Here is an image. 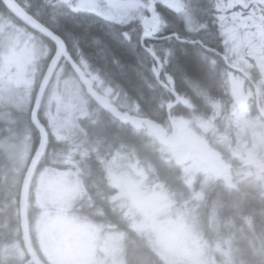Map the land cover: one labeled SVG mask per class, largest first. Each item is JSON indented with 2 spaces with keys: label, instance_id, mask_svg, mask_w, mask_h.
Masks as SVG:
<instances>
[{
  "label": "rangeland",
  "instance_id": "1",
  "mask_svg": "<svg viewBox=\"0 0 264 264\" xmlns=\"http://www.w3.org/2000/svg\"><path fill=\"white\" fill-rule=\"evenodd\" d=\"M222 1L226 13L220 19L225 22L227 52L237 57L236 60L240 58L248 73L253 76L256 71L261 73L256 75L264 103V9L261 8L264 0ZM192 2L198 4L200 0H192ZM192 5L190 3L189 7ZM185 18L188 22H194L196 19L192 14H186ZM25 52V49L21 52L16 51L13 45L5 43V57L0 56V102L11 105L9 107L16 112L29 110L33 90L38 80L33 72L26 74L19 72L27 61ZM10 66H16L18 70L14 72V76H10V80H6L2 75L10 74ZM69 84H72L71 80ZM250 90L249 93H251ZM248 97L249 94L246 92L237 93L234 106L232 104L228 108L234 115L230 120L235 125L236 143L235 146H231L227 155L236 171V175L230 178L233 180L237 177L239 181L247 180L250 185L251 182L255 183L264 178V128L248 119V107L244 103L248 101ZM46 99V111L53 104L49 123L60 148H63L64 143H68L84 149L80 155L83 158L86 157V168L97 169L93 165H98V154L101 153L106 157L103 165L118 167V169L114 168L118 171V175L120 174L114 178L116 183L121 182L117 186L122 188L121 192L128 193L138 214L139 226L152 232L153 242L166 258V262L201 264L204 259L203 264H216V260L206 254L207 239L197 233L198 218H200L197 200L195 203L182 201V204L174 209L173 200L167 196V193L159 192L156 186L150 188L146 180L145 168L137 163L139 159L135 155L137 151L133 148L127 151V142L121 139L113 122H104L86 115L80 103L86 98L81 91L72 94L48 90ZM80 108L82 113L77 116L76 111ZM4 120L7 122L5 128L7 131L8 126L14 125L15 119L8 118L6 114ZM174 122L181 141L185 144V139L189 138L188 134L184 139L177 119ZM197 123L202 131L207 130V122L199 120ZM181 125L184 123L182 122ZM245 134H250L254 139L252 147L246 146ZM191 137L194 136L190 134ZM29 141V135L25 133L21 136L14 133L10 137H3L0 141L5 154L4 160H6L0 174V200L4 202L0 215L3 213L5 216L3 227H7L10 219L15 218L13 211L15 210V194L19 183V173L25 167L31 153ZM89 151L95 154V157L91 158ZM49 166H45L36 173L33 182L35 186L31 195L33 198L31 203L37 209V217L33 219L31 229L36 238L37 249L46 263L126 264L125 241L129 238L126 232L123 237L108 231L104 233L103 225L98 223V219L92 221L91 219L95 218L82 216L85 215V209L94 212L97 217L98 211H101L98 204L91 205L88 198L85 202L82 201L89 194V188H83V190L75 188L64 170H56ZM200 168V165L194 164L188 169L197 171ZM191 175L190 173V177ZM130 180H134L133 187ZM187 184H193L191 178L187 180ZM262 184L264 186V182ZM78 189L79 197L76 192ZM199 197L200 194L196 196V198ZM71 209H76L78 211L76 214L81 215L70 214ZM217 247L224 252L225 256H229L228 241L224 245L217 244ZM11 251L16 253L21 263L24 252H21L17 245L12 247ZM25 260L29 262L23 258L24 262Z\"/></svg>",
  "mask_w": 264,
  "mask_h": 264
},
{
  "label": "flooded vegetation",
  "instance_id": "2",
  "mask_svg": "<svg viewBox=\"0 0 264 264\" xmlns=\"http://www.w3.org/2000/svg\"><path fill=\"white\" fill-rule=\"evenodd\" d=\"M11 1L63 42L65 53L61 55L55 67L49 91L71 92L72 94L80 93L81 91L86 98V100L80 102L86 115H96L95 106H98V104L94 102L91 96L88 95L89 98L87 97L85 86L81 82L75 67L79 68L93 82L94 89L101 95L111 99L113 96L117 98L116 94L119 92L128 93L129 91L128 87L124 86L115 77L117 74H115L112 66L119 63V58L114 47L130 56L131 61L137 64L139 72L136 74L138 76L147 75L152 82H155L160 87L161 91L166 93L174 91L180 97H185L191 102V96L181 90L203 92L205 88L201 83L192 81L189 77L182 78L178 75L176 65L177 57L179 56L178 50H181L184 46L191 48L196 58L206 66L207 72L217 81L220 92L212 97V100L207 104L213 109H220L219 114L214 119L215 123H218L219 126L229 123V120L227 121V111L225 110L234 103L237 93H243L246 88L251 89L250 91L253 94L251 103L252 106H255L250 113L254 117H257V113L259 114L253 102L255 98V79L252 74L248 73L240 58L231 62L225 53V49L222 48L220 50L217 48V44H212L213 46L205 45L199 38L183 36L181 32L184 27L183 21L179 15H175L169 10L166 0ZM160 22L163 25L159 28ZM86 28H90V37L82 39L79 32ZM147 31L151 39L143 41L142 38ZM153 34L154 36H152ZM5 43L13 45L16 51L26 50L24 55L27 61L19 72L23 74L33 72L35 76L39 77L46 73L58 50L54 40L20 22L11 13L6 2L0 0V56L4 57ZM151 52L156 54L160 62V81L156 77L159 70L158 62L151 56ZM220 63L222 65L219 67ZM17 70V67L13 68L10 74ZM7 75V73H4L2 76L7 77ZM70 80L72 81L71 85L69 84ZM68 87L69 89H67ZM181 93L186 94V96L181 95ZM172 98L173 100H171ZM169 99L167 103L174 102V95H170ZM179 105H181L180 102L177 106ZM9 106L11 105L0 102V139L10 137L14 133L20 136L22 133L29 134V136L36 134L37 141L36 146L32 150V156L39 144V132L31 123V108L25 113V111L16 112ZM52 108L53 104L48 107V111H46V107L40 113V119L49 133V148L42 160L54 168L63 165V170L68 174L75 188L78 187L83 190V188L87 187L81 184L84 168L79 165L78 158H81L80 153L77 154L76 149L72 148L74 145L69 144V147L64 150V153H68L67 161L63 162V154H60V150L55 148L57 144L54 142L55 145L53 147L50 146L52 134L49 122ZM76 113L79 116L82 113V109L80 108ZM6 114H8V118L15 119L14 125L8 126L9 129L7 131H5L7 122L4 120ZM258 120H263L260 114ZM215 130H218V128ZM214 136H216L215 142L220 148L224 149L227 147L226 154L232 145L235 146L236 137L234 134L225 135L224 131H222L220 134L216 133L210 136V138ZM244 139L246 146L252 147L254 145V139L250 134H245ZM257 145H259V142H257ZM236 157L238 158L237 155ZM101 166L99 167L101 171L99 177L101 181H104L101 182V185H106L107 188L112 187V192L115 193L107 197V204L109 205L104 203L107 205L106 209L104 207L102 210L98 206L102 215H105L103 213L105 210L109 209L111 211L112 225L109 228L105 225L103 229L104 231L110 230L109 233L115 234H121L122 232L132 233L135 227L134 206L132 202L122 204L119 201L120 198L117 196L118 189L114 188L116 182L113 183L111 180L114 176H117V171H114L113 167ZM257 168L260 169L259 167ZM76 192L80 196L79 190ZM88 196L89 194L84 199L88 198V200H91ZM76 212L78 211L74 209L70 214L80 215L79 213L76 214ZM20 241L21 236L16 238L13 246ZM0 254L1 258L13 259V264H17V257L9 248L8 251H4V247H1ZM0 264H4L3 260L0 261Z\"/></svg>",
  "mask_w": 264,
  "mask_h": 264
},
{
  "label": "trees",
  "instance_id": "3",
  "mask_svg": "<svg viewBox=\"0 0 264 264\" xmlns=\"http://www.w3.org/2000/svg\"><path fill=\"white\" fill-rule=\"evenodd\" d=\"M261 8L264 9V5H262ZM193 13L199 15L198 19L201 21L200 32H185L183 27L181 30L182 35L189 38H199L205 45L213 46L212 44H217V48L226 50L227 46L224 42L225 38L222 33L225 22L220 19L221 16L226 13V11H224L223 1L200 0L198 5L195 6ZM89 29L90 28L82 29L79 32L82 39L90 37ZM114 50L117 52L115 53L119 58V63L112 66L115 70V74H117L115 77H117V80L124 86L128 87L129 98L132 99V104H127L125 102V105L128 107L122 105L124 111L139 117H147L158 124H162L170 133L171 128L168 120L167 104H164L168 100L167 97L169 98L170 95L161 91L160 87L155 82H152L149 76H138L136 73L139 72V68L136 63L131 61L130 56L116 49V47H114ZM178 55L176 63L178 75L182 78L189 77L192 81L201 83L205 89L203 92H188L181 90L184 91L183 93H188L189 96H191L192 105H190V107L179 105L172 109L171 115L174 121L177 119L178 125L181 126L184 139L185 135L188 134L189 138L185 139L186 144L194 141L196 137L204 138L210 146L221 152L223 160L229 162L230 160H228V155L226 154V147L222 149L215 142V137L217 135L210 138V136L203 133L204 131L197 125L199 120L204 122L207 118H210L209 115L211 114L212 108L207 104L212 100V97L220 92L217 81L207 72L206 66L196 58L189 46H184L181 50H178ZM221 65L220 63L219 67ZM208 67L211 68L210 66ZM215 68H217V66H215ZM183 93H181V95L186 96V94ZM254 108L255 107H253V109ZM225 111L228 112V110ZM102 112L103 117L101 121L104 120V122H108L106 116L111 117V115L108 112ZM182 122L184 125H181ZM231 123L235 126L232 120ZM231 123H228L227 127L224 125V129L223 126H219L224 130L225 135L234 134V131L231 129ZM216 124L217 123H215V125ZM114 126L117 132L120 133L121 139L126 140L127 151L133 148L134 151L136 150L139 153H135L139 158V162L137 163L143 165L145 168V176H147L146 180L150 188L156 186L159 188V192L167 193V196L173 200L174 209L179 207L182 201L195 203L197 200L200 217L198 218L199 228L197 227V233L207 239L208 248L206 254H209L210 257L212 256L216 260V264H264V186L262 184L264 178L255 183L251 182L250 185L247 180L239 181L237 178L232 180L233 184L232 181H229L230 183L227 184L224 179H218L204 166H201V168L196 171L188 169L191 168L189 165L176 162L170 149L160 145L147 128L144 127L142 130H135L130 125H120L117 121L114 123ZM221 132V130H218L217 134ZM190 134L196 137L190 138ZM31 141L33 146L32 149H34L37 141L36 134H33ZM50 142V146L53 147V145H55L54 142H56L55 138L51 137ZM68 147V143H65L63 148H60L59 143H57L55 147L57 149L59 148L60 154H63V162L67 161L66 157L68 153H64V150ZM72 148L76 149L77 154L84 150L79 148V146H73ZM3 152V147L0 146V174L2 173L3 166H5L3 163L6 161L4 160L5 154ZM89 156L92 158L95 157V154L89 151ZM78 160L80 167L84 168L81 184L90 189L88 196L91 199L89 200L90 204H98L102 210L104 207L106 209L107 205H109L107 204V197H110L114 192H112V187L107 188L105 184V186L101 185V182L104 181H101L99 177L101 173L99 167H102L101 165H103L106 160L105 154H98V165H93L97 169L86 168V157L83 158L82 155ZM44 165H47L46 162H41L37 172L42 169ZM25 167L19 173V183L15 194L16 201L15 205L13 204L15 207V210L13 209L15 218L10 219V224L7 227H3L5 216L3 213L0 215V248L8 247L10 244L14 243L18 235H20L18 197ZM57 168L63 170V165L57 166ZM114 168L115 167H113V169ZM115 169H118V167ZM232 172L234 174L235 168H232ZM190 173L192 174L191 177ZM116 174L117 176L120 175H118V171ZM114 178L111 179L113 183L115 182ZM190 178L193 181L192 185L187 184V180ZM130 181L133 187L134 180ZM33 182L31 193L33 191ZM118 184H121V182L118 181L115 185H112L115 186H113L115 189H118L117 196L120 198V203H131L132 200L128 193L126 192L125 194L121 192L120 189L122 188L117 186ZM198 194H200V197L196 198ZM124 195L126 196L124 197ZM3 206L4 202L0 200L1 210ZM84 211L85 215L82 216H86L90 219L95 218L91 219L92 221H97L98 219V223H102L103 226L107 225L108 228L111 227V211L109 209L103 211L105 215H102L100 213L101 211H98V217L94 215V212L86 211V209ZM36 216L37 211H35V206L31 203L30 199L29 217L31 223ZM134 218L136 219L134 231L129 234L126 232V234L130 236L129 239L125 241L126 248L124 251V260L126 264H171L166 262V258L157 248L155 242H153L152 232L139 226L140 223L137 221L138 214L136 211H134ZM107 231L110 232V230ZM107 231H104V233H108ZM122 233L119 235L122 236ZM226 241H228L230 247L229 256H225L224 252L217 247V244L224 245ZM34 245L36 247L35 242ZM1 260H3L4 264H13L14 262L13 259L7 260L1 258L0 254V261ZM204 261L203 259V262L201 261L202 263H200L203 264Z\"/></svg>",
  "mask_w": 264,
  "mask_h": 264
},
{
  "label": "water",
  "instance_id": "4",
  "mask_svg": "<svg viewBox=\"0 0 264 264\" xmlns=\"http://www.w3.org/2000/svg\"><path fill=\"white\" fill-rule=\"evenodd\" d=\"M6 2L10 11L23 23L28 25L29 27L38 30L45 36L51 38L56 42L58 50L56 57L48 68L46 74L42 78L39 87L37 89L31 113V120L34 126L40 132V143L35 151L27 171L24 175L21 190H20V219H21V228L23 234V241L25 248L34 264H45L38 254L35 251V248L32 244L31 235H30V227H29V214H28V205H29V191L33 176L36 172V169L39 165L41 158L48 148V134L45 127L42 125L38 115L42 105V101L47 90V87L50 83V80L53 76L55 67L60 60L61 55L64 53V46L60 39L54 37L49 31L43 28L38 22H36L30 15L25 13L20 7H18L11 0H4ZM169 7L172 11L178 12L181 9L180 0H173ZM148 34L144 35L143 40L148 39ZM80 78L82 82L86 85L87 92L93 96V98L101 105V107L105 110H108L116 119H118L123 124H130L134 129L140 130L143 126H146L156 137L158 142L163 146L169 147L172 150L174 158L177 162L182 164L189 163L190 159H196L204 164L216 177L222 178L225 177L229 171L227 165L222 162L221 155L217 151L211 150V148L204 142L198 141L196 144L191 146L190 148H183L179 143V138L176 133V127L170 115L171 109L176 106L179 102L178 95H176V102L168 108V116L169 121L172 127V133L168 136L167 131L163 128L162 125L156 123L155 121L139 118L136 116H131L130 114H125L120 112L116 107L112 106L110 100L108 98L102 97L97 94L92 87V82L89 81L85 75L81 72ZM157 78L160 79V74L157 75ZM257 106L264 117V112L260 107L258 92H257ZM182 102L187 105V101L182 100Z\"/></svg>",
  "mask_w": 264,
  "mask_h": 264
},
{
  "label": "bare ground",
  "instance_id": "5",
  "mask_svg": "<svg viewBox=\"0 0 264 264\" xmlns=\"http://www.w3.org/2000/svg\"><path fill=\"white\" fill-rule=\"evenodd\" d=\"M2 166V165H1ZM4 167V166H3ZM1 169V168H0Z\"/></svg>",
  "mask_w": 264,
  "mask_h": 264
}]
</instances>
